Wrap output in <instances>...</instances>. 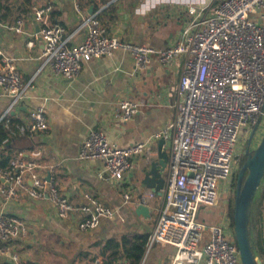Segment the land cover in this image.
<instances>
[{
	"label": "built area",
	"instance_id": "built-area-1",
	"mask_svg": "<svg viewBox=\"0 0 264 264\" xmlns=\"http://www.w3.org/2000/svg\"><path fill=\"white\" fill-rule=\"evenodd\" d=\"M75 10L82 12L77 3ZM51 11L49 3L37 4L31 8V17L39 26L43 42V65L61 78H76L83 62L110 56L118 49L131 55L136 70H144L153 61L169 68L181 59L174 118L159 133L149 140L117 147L104 131L90 129L79 146L77 159L101 161L105 178L122 185L134 158L148 154L156 138L168 140L163 202L146 249L154 244L171 246V264H241L228 214L220 213L219 223L210 225L204 224L199 214L216 205L220 185L230 182L240 167L251 144V132L264 118V0H206L188 5L178 36L162 48L111 36L98 13L82 15L79 30L83 39L74 45L63 27L51 22ZM8 29L20 35L25 21L18 18ZM27 46L32 47L33 41L29 40ZM31 87L14 59L0 52V89L9 96V108L0 120L18 139H31L47 129L43 104L30 109L28 120L14 129L9 122L10 108L20 106ZM138 110L137 102L121 99L113 117L124 123ZM37 155L33 152L29 158L18 150L7 166L0 168L1 198L14 201L26 195L32 200H48L61 220L79 213L82 218L77 227L82 232L116 215L114 209L90 194L85 195L83 203L74 204L54 178L38 174ZM130 197L127 190L123 202ZM26 234L19 216L0 213V255L8 256L12 264H27L11 247L14 240Z\"/></svg>",
	"mask_w": 264,
	"mask_h": 264
},
{
	"label": "crops",
	"instance_id": "crops-1",
	"mask_svg": "<svg viewBox=\"0 0 264 264\" xmlns=\"http://www.w3.org/2000/svg\"><path fill=\"white\" fill-rule=\"evenodd\" d=\"M206 0H89L81 13H77V0H0V52L14 59L22 78L31 83L22 104L12 107L9 115L21 122L28 120V112L44 105L47 129L37 132L30 141L33 147L22 150L38 162L37 172L42 177L55 179L60 191L74 204L85 201L90 194L104 206L115 210L112 219H102L97 228L82 232L75 213L67 220L57 218L53 204L48 200H32L26 195L18 200L5 201L0 197V213L19 216L26 228L24 237L12 242L27 264H98L105 256H96V243L109 239L119 240L123 235L132 239L135 234H148L153 228H144L151 216L147 201L160 192L142 186L144 171L158 159V142L164 140L162 151L167 154L168 140L158 137L150 144L148 154L138 156L124 174V184L105 178L104 164L99 160L77 159L79 146L90 129L106 133L108 141L117 147H126L149 140L174 118L178 97L177 85L181 71L178 58L169 68L153 61L144 70H136L129 53L115 50L110 56L83 62L79 75L65 79L53 74L43 65V42L39 26L31 17L34 5L52 6L51 22L60 24L71 44H79L83 32L79 30L82 15L93 13L104 25L106 32L123 41L162 48L178 36L186 19L188 5ZM83 4L85 2L82 1ZM22 18L25 30L14 34L8 26ZM34 35H37L35 38ZM33 41L28 47L27 42ZM129 99L139 104L138 112L127 122H118L113 115L117 103ZM9 108V96L0 89V117ZM14 138L9 146L17 149ZM4 152L0 148V154ZM130 192V200L123 202V194ZM258 207L253 212V243L259 260L264 264V187L257 192ZM150 209L143 218L135 210L141 200ZM160 205V207H161ZM160 209V208H159ZM154 227V226H153ZM96 256V257H95ZM173 248L156 244L145 253L139 264H171ZM93 257H95L93 259ZM0 264H12L6 255H0Z\"/></svg>",
	"mask_w": 264,
	"mask_h": 264
},
{
	"label": "water",
	"instance_id": "water-1",
	"mask_svg": "<svg viewBox=\"0 0 264 264\" xmlns=\"http://www.w3.org/2000/svg\"><path fill=\"white\" fill-rule=\"evenodd\" d=\"M93 9L94 7L90 5L87 10L88 14L93 13ZM257 128L258 124L253 128L249 141L252 140ZM163 144L164 140L158 142V159L157 161H153L150 167L144 171V176L141 180L142 186L158 192H160L163 187V175L167 160L166 153L162 151ZM14 145L19 150H28L33 147L32 142L27 138L15 140ZM244 156H246V160L238 170L234 189L232 214L233 234L241 264H261L258 257L255 256L252 251L249 219L252 201L264 176V135L257 148L252 151H249L247 148ZM135 213L146 219L150 216V209L141 200Z\"/></svg>",
	"mask_w": 264,
	"mask_h": 264
},
{
	"label": "trees",
	"instance_id": "trees-1",
	"mask_svg": "<svg viewBox=\"0 0 264 264\" xmlns=\"http://www.w3.org/2000/svg\"><path fill=\"white\" fill-rule=\"evenodd\" d=\"M82 1L85 2V4H83ZM88 3L89 0H77V4L80 6L81 9H84V5H87ZM9 122L11 124V127L14 129L15 125L20 123L21 121L13 118L12 116H9ZM16 137L17 134L12 136L10 130H8L4 126V120H0V148L4 149V152L0 154V168H4L7 166L12 155L11 151L9 150V146L11 145L13 139ZM245 160H246V156L243 157L241 165H243ZM237 174L238 172L234 175V178L232 180L233 181L232 184L234 188L236 186ZM263 187H264V176L257 192L260 191ZM257 192L251 204L249 232H250V241L252 244V251L254 255L257 256L259 259L257 248L253 243V231H254L253 212L258 207ZM227 211H228L227 214L230 218L231 227L233 228V220H232L233 199L230 200V204L228 206ZM147 237L148 234H135L132 239H128L126 236L123 235L119 240L109 239L104 242L96 243V246L99 247V252L96 256H105V261L98 264H139L145 253ZM95 257H93V259Z\"/></svg>",
	"mask_w": 264,
	"mask_h": 264
},
{
	"label": "rangeland",
	"instance_id": "rangeland-1",
	"mask_svg": "<svg viewBox=\"0 0 264 264\" xmlns=\"http://www.w3.org/2000/svg\"><path fill=\"white\" fill-rule=\"evenodd\" d=\"M263 135H264V118L262 119L258 129L256 130L251 140V144L249 145V148H248L249 151H252L257 148V146L261 142ZM241 166L238 168V170L241 168ZM238 170L235 172V174L238 172ZM234 175L232 176V179L230 180V182H228L227 184L226 182H224L220 185V188H219L220 193H219V198H218L216 205L213 207L204 208L199 214V219L203 221L204 224L210 225L214 223H219L221 216H222L220 213H228L227 210L230 204V200L231 199L234 200V189L235 188L232 184ZM143 199H144L142 200L143 202L147 201L145 198ZM147 204L150 208L152 207V211H151V216L148 219L146 226L144 228H153L156 222V218L159 212L160 205H161V196L156 195L155 197H152L150 200L147 201ZM205 235H207V233H205Z\"/></svg>",
	"mask_w": 264,
	"mask_h": 264
}]
</instances>
